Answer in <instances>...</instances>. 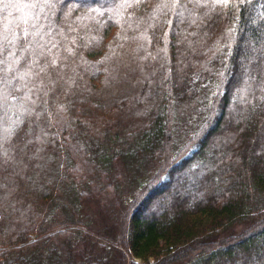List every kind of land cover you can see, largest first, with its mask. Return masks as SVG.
<instances>
[{
	"label": "trees",
	"instance_id": "obj_1",
	"mask_svg": "<svg viewBox=\"0 0 264 264\" xmlns=\"http://www.w3.org/2000/svg\"><path fill=\"white\" fill-rule=\"evenodd\" d=\"M206 2L57 0L41 43L58 64L30 93L42 115L22 117L0 162V264H74L83 239L82 264H264V0ZM5 3L0 28L21 35L30 10ZM117 160L142 182L103 243L80 230L81 204L115 201Z\"/></svg>",
	"mask_w": 264,
	"mask_h": 264
},
{
	"label": "snow or ice",
	"instance_id": "obj_2",
	"mask_svg": "<svg viewBox=\"0 0 264 264\" xmlns=\"http://www.w3.org/2000/svg\"><path fill=\"white\" fill-rule=\"evenodd\" d=\"M73 2L76 3L77 7L82 6L79 0H73ZM139 2L140 0H124L120 7L126 9L133 7L134 3ZM190 2H193V0H190ZM228 2L229 0H213L212 7L220 3L226 5ZM60 3L63 4V0H60ZM194 3L196 7L208 6L206 0L203 4L200 0H194ZM9 7H15L18 10L27 8L30 11L23 18V23L28 26L21 30V35H17L15 30L9 29L8 24H4L0 28V66H2L0 67V73H3V75H0V111L3 113V115H0V149H2L0 151V158H2L0 162L3 164H8L14 159L9 155V149L4 147V145L11 142L12 138L17 134L20 125L25 123L22 117L31 116L33 112L36 113L37 118L42 115L41 112L36 111L35 107L30 106L37 103L36 100L32 99L30 93L34 88L39 91L44 86V81L40 80L38 84H33L32 82L42 73L50 76L49 69L55 70L59 59L58 54L53 56L51 51L52 48L57 47L56 43L51 41L41 43L45 36L51 35V29L45 31L46 25L41 21L49 19V14L58 7L57 0H32L31 3L23 5L14 4L11 0H8V3L4 4V8L7 9ZM168 7L167 3L160 4L157 9H154V12ZM185 7V5L179 3V0H173L170 10L174 15H181L182 13L177 10ZM100 14L103 13L101 12ZM169 25H171V21H169ZM48 44H51V47ZM67 51L70 54L72 53L70 48ZM9 73H11V76H9ZM246 76L247 79H245L243 86L237 89L235 96L236 102L244 104L250 103L247 98L250 82L255 79L248 69H246ZM13 81H18L19 83L14 84ZM49 82L54 83L51 80ZM259 87L264 92V85ZM25 88L27 92L23 96L13 95V92L19 93ZM44 94L47 95V92ZM9 98L14 103L10 104ZM13 108H17L19 113L13 112L15 119L8 115ZM27 143H32V141L29 140Z\"/></svg>",
	"mask_w": 264,
	"mask_h": 264
},
{
	"label": "rangeland",
	"instance_id": "obj_3",
	"mask_svg": "<svg viewBox=\"0 0 264 264\" xmlns=\"http://www.w3.org/2000/svg\"><path fill=\"white\" fill-rule=\"evenodd\" d=\"M101 0H96L100 2ZM263 15L259 11H253L250 20L253 24ZM244 39H248L246 32L244 33ZM110 39H106L104 42H109ZM240 66L244 65L242 58L239 59ZM128 161L117 160L114 166L110 167L109 178L115 189H117V198L112 204H107L106 206L100 205L99 202L91 200L89 202H83L82 211L85 215L92 217V223L88 226L87 230H82L86 234L102 240V242L112 241L118 234V218L127 209L128 202L130 201L132 195L136 192L137 187L141 184V178L129 168ZM236 230L235 232H238ZM86 243L89 244L91 249L94 244V240L83 239L81 242L77 243L75 250L74 264H82L85 262V258L89 256L86 251L82 250V245ZM74 247V248H75ZM77 248L81 250L77 251ZM96 252V251H95ZM113 257L114 255L111 254ZM109 256V258H111ZM136 263H141L139 260L132 258ZM254 261V260H252Z\"/></svg>",
	"mask_w": 264,
	"mask_h": 264
}]
</instances>
